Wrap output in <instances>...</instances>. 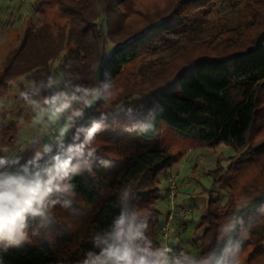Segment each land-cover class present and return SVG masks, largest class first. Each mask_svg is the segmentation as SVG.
<instances>
[{"label": "trees", "instance_id": "16d2710c", "mask_svg": "<svg viewBox=\"0 0 264 264\" xmlns=\"http://www.w3.org/2000/svg\"><path fill=\"white\" fill-rule=\"evenodd\" d=\"M53 1L65 21L25 28L0 67V98L25 77L24 103L83 114L67 136L38 153L19 148L2 169L0 206L10 210L0 212V264H114L108 253L124 249L133 260L162 261L160 176L183 154L162 144V122L192 147H234L227 166L209 171L213 186L264 170V0H169L154 9L152 0ZM225 6L244 21L212 19ZM140 58V79L116 91ZM11 113L0 108V163L23 128ZM23 167L31 175L11 179ZM213 191L196 226L197 254L178 249L175 259L215 252L239 264L247 250L248 262L263 255L264 183L225 203Z\"/></svg>", "mask_w": 264, "mask_h": 264}, {"label": "rangeland", "instance_id": "374dc122", "mask_svg": "<svg viewBox=\"0 0 264 264\" xmlns=\"http://www.w3.org/2000/svg\"><path fill=\"white\" fill-rule=\"evenodd\" d=\"M152 2V9H154L155 7L160 8L167 5L169 0H152ZM223 16H226L227 19L228 17L231 18L236 24L244 21L242 16L233 14L226 6L213 14L212 19L216 20L217 17ZM64 21V15L59 11L57 4L53 0H0V67L6 54L13 47L19 45L25 28L29 26H40L45 22L61 24ZM221 22H224V20H221ZM162 54L166 60L172 57L169 51H165ZM157 56L155 54L153 57L156 58ZM141 61L142 58L136 59L125 66L119 79V84L115 86L116 91L122 90L123 86L129 83L128 81L140 79L138 77V69ZM28 84L29 82L25 77L16 78L11 81L8 88L3 90L0 98V108L11 110L12 116L16 117L23 126L12 152L23 148L27 149V151L38 153L44 145L67 136L74 126L73 124L60 123L55 128V133L53 134L51 132V128L54 126L53 121L60 120V117L63 118L67 115L74 116L76 111L62 114V112L60 113V109L53 105L48 106L45 110H40L37 104L33 102L24 103L21 99V92L23 87ZM94 101L93 98L89 101V111L94 107ZM88 114L90 113L88 112ZM159 133L164 147H168L173 153H183L177 156L179 159L174 162L169 173H178L179 180L181 181V188L178 195L179 202H184L183 204L195 208L194 214L186 219H191L187 225L183 223V220H179L176 226H173L171 236L173 239L170 238L167 245L160 242L161 253L165 255L162 261L166 260L168 264H172L178 249L187 250L192 257L197 254V248L193 243V239L201 233V231L196 230V226L206 206L211 189L214 190L212 192L214 195L219 191V194L223 196L222 203H225L226 196L229 195L237 200L242 199V194L247 189L251 190L256 184L264 183V170H261V167L257 165L249 167L238 178L231 180V188L227 189L225 184L221 185V183L213 186V180L209 171L215 168L219 161L224 166L229 164L227 158L236 153L233 146L221 143L215 147H192L189 143V138L183 136L165 122L161 123ZM7 156L8 154L5 157ZM2 175L8 181V177L5 174ZM30 175L31 172L29 169L23 167L14 171L11 179L21 181ZM165 175L163 173L160 176L159 187L163 197L157 202L161 210L160 219L162 221L166 219L169 209L168 201L164 196L168 185V180ZM9 210L10 206L7 203L0 206V212L4 216L8 215ZM248 254L249 250L245 252L239 264H264V254L249 262Z\"/></svg>", "mask_w": 264, "mask_h": 264}, {"label": "built area", "instance_id": "2783aa9c", "mask_svg": "<svg viewBox=\"0 0 264 264\" xmlns=\"http://www.w3.org/2000/svg\"><path fill=\"white\" fill-rule=\"evenodd\" d=\"M83 114V109H80L75 113L74 116L67 115L63 118L60 117V120L53 121L51 132L55 133V128L60 124L72 125L77 118L81 117ZM16 158V152H11L5 157L0 163V187L5 183V178L2 175V169L7 167L11 161ZM168 185L166 188L165 198L168 201L169 209L167 212L166 219L162 221L158 237L160 242L165 245L168 244V240L172 236L173 226L177 224L179 220L185 221L187 218L194 214L195 208L193 206L183 204L179 202V190L181 188V181L179 180L178 173L170 172L167 174Z\"/></svg>", "mask_w": 264, "mask_h": 264}, {"label": "clouds", "instance_id": "9594fccd", "mask_svg": "<svg viewBox=\"0 0 264 264\" xmlns=\"http://www.w3.org/2000/svg\"><path fill=\"white\" fill-rule=\"evenodd\" d=\"M120 223H124L123 219L120 221ZM9 230L11 231L12 228L9 227ZM108 255L113 258L114 264H168V261L166 260H152L150 262L144 255H141L138 259L133 260L131 258V253H129L127 249H124L119 255L115 251L108 253ZM149 255L151 254L149 253ZM222 262L223 259L221 256H218L215 252H211L207 258L201 259L199 261H185L180 258H176L172 264H222ZM84 264H97V261L86 260Z\"/></svg>", "mask_w": 264, "mask_h": 264}, {"label": "crops", "instance_id": "0c3cea01", "mask_svg": "<svg viewBox=\"0 0 264 264\" xmlns=\"http://www.w3.org/2000/svg\"><path fill=\"white\" fill-rule=\"evenodd\" d=\"M167 177V176H166ZM184 203V202H183ZM172 239H173V237H171ZM169 241V240H168ZM164 253H162V255H163ZM165 255H163V257H164Z\"/></svg>", "mask_w": 264, "mask_h": 264}, {"label": "snow or ice", "instance_id": "6c2138e0", "mask_svg": "<svg viewBox=\"0 0 264 264\" xmlns=\"http://www.w3.org/2000/svg\"><path fill=\"white\" fill-rule=\"evenodd\" d=\"M0 222H2V221H0ZM10 223H15V221H10Z\"/></svg>", "mask_w": 264, "mask_h": 264}]
</instances>
